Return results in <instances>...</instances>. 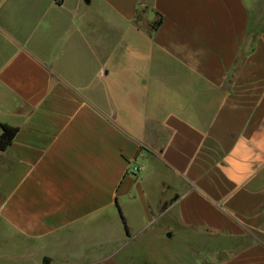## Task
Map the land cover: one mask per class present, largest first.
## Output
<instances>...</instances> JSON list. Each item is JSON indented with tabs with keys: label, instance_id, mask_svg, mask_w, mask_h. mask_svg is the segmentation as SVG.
<instances>
[{
	"label": "crops",
	"instance_id": "crops-1",
	"mask_svg": "<svg viewBox=\"0 0 264 264\" xmlns=\"http://www.w3.org/2000/svg\"><path fill=\"white\" fill-rule=\"evenodd\" d=\"M0 122V264H264V0H0Z\"/></svg>",
	"mask_w": 264,
	"mask_h": 264
},
{
	"label": "rangeland",
	"instance_id": "rangeland-1",
	"mask_svg": "<svg viewBox=\"0 0 264 264\" xmlns=\"http://www.w3.org/2000/svg\"><path fill=\"white\" fill-rule=\"evenodd\" d=\"M149 243L150 246L147 248L148 250H150L149 248H151L152 251L150 253L153 252L152 255H156L159 258H162L164 264L187 263L192 259V256L188 252L184 241H182L181 238H165L160 240H153ZM155 264L161 263L157 261Z\"/></svg>",
	"mask_w": 264,
	"mask_h": 264
},
{
	"label": "trees",
	"instance_id": "trees-1",
	"mask_svg": "<svg viewBox=\"0 0 264 264\" xmlns=\"http://www.w3.org/2000/svg\"><path fill=\"white\" fill-rule=\"evenodd\" d=\"M158 24L159 22L156 25ZM0 126L2 127V133L0 134V150L4 151L10 146V144L14 140L18 132V127L2 122H0Z\"/></svg>",
	"mask_w": 264,
	"mask_h": 264
},
{
	"label": "built area",
	"instance_id": "built-area-1",
	"mask_svg": "<svg viewBox=\"0 0 264 264\" xmlns=\"http://www.w3.org/2000/svg\"><path fill=\"white\" fill-rule=\"evenodd\" d=\"M135 170H138V168H135Z\"/></svg>",
	"mask_w": 264,
	"mask_h": 264
}]
</instances>
